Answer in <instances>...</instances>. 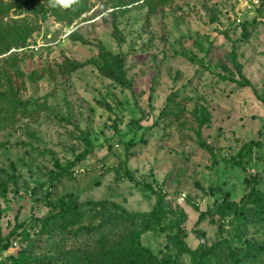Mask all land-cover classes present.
Segmentation results:
<instances>
[{
    "label": "rangeland",
    "instance_id": "1",
    "mask_svg": "<svg viewBox=\"0 0 264 264\" xmlns=\"http://www.w3.org/2000/svg\"><path fill=\"white\" fill-rule=\"evenodd\" d=\"M0 93V264H264V0H5Z\"/></svg>",
    "mask_w": 264,
    "mask_h": 264
},
{
    "label": "trees",
    "instance_id": "2",
    "mask_svg": "<svg viewBox=\"0 0 264 264\" xmlns=\"http://www.w3.org/2000/svg\"><path fill=\"white\" fill-rule=\"evenodd\" d=\"M5 0H0V2H4ZM10 1H14V2H17L19 3V7L20 8H31L33 7L34 5V0H24V2L22 3L23 0H10ZM22 3V4H21ZM80 64H76V67L75 68H79ZM0 96L4 97V94L3 93H0ZM86 145L88 148H92V144H91V141L89 139H86ZM91 155V149L90 150H85L83 151L77 158L74 162H72L69 166L70 167H74L75 165L85 161L89 156ZM126 177L131 181V182H135L134 178L131 176L130 172L128 170H126ZM148 188H151L150 186H147ZM260 193L258 190H256L255 187L252 188L250 194H249V198H252L253 196H255L256 194ZM160 202H161V199H160ZM68 212H64V214H67ZM61 216V214H60ZM59 215L56 214L54 216H49L47 217L46 219H44L43 221L46 223V224H49L50 222H53L56 218H58ZM207 217V214H201L199 220H198V223L197 225H200ZM200 233V232H199ZM202 235L203 232L201 233ZM178 250L181 252V253H184V254H192V251H190L184 243H182L181 241L178 240ZM9 249V244L8 243H4V238L1 234V230H0V251H6ZM1 264H29V261H28V258L25 257V256H19L17 258L13 257L10 259V262L9 263H1Z\"/></svg>",
    "mask_w": 264,
    "mask_h": 264
},
{
    "label": "clouds",
    "instance_id": "3",
    "mask_svg": "<svg viewBox=\"0 0 264 264\" xmlns=\"http://www.w3.org/2000/svg\"><path fill=\"white\" fill-rule=\"evenodd\" d=\"M48 3L51 7L60 6L67 8L73 4L78 3V0H48Z\"/></svg>",
    "mask_w": 264,
    "mask_h": 264
}]
</instances>
